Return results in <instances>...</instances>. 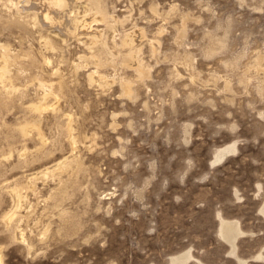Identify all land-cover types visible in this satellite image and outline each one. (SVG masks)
Wrapping results in <instances>:
<instances>
[{
	"label": "rangeland",
	"instance_id": "1",
	"mask_svg": "<svg viewBox=\"0 0 264 264\" xmlns=\"http://www.w3.org/2000/svg\"><path fill=\"white\" fill-rule=\"evenodd\" d=\"M67 1L0 0V264H264V0Z\"/></svg>",
	"mask_w": 264,
	"mask_h": 264
},
{
	"label": "bare ground",
	"instance_id": "2",
	"mask_svg": "<svg viewBox=\"0 0 264 264\" xmlns=\"http://www.w3.org/2000/svg\"><path fill=\"white\" fill-rule=\"evenodd\" d=\"M42 5L43 7H45L42 12H43V19H44V24H52V25H55L54 23H59L60 20L63 18L60 17V20L58 18V14L60 13V16L61 15V12L68 8V6L70 5L68 3L67 0H43L42 2ZM70 7V6H69ZM68 10V9H67ZM69 14V13H68ZM104 15V14H102ZM64 16V15H63ZM104 18V17H102ZM64 20V19H63ZM62 20V21H63ZM62 21L60 23H62ZM42 23V22H41ZM59 25V24H58ZM57 25V26H58ZM63 25H64V22H63ZM71 25V24H70ZM48 26V25H47ZM56 26V25H55ZM49 27H52V26H49ZM63 26H58V28H60ZM65 27V26H64ZM76 27V26H75ZM66 29V28H65ZM74 34V33H73ZM134 38V37H133ZM127 42V41H126ZM126 44V43H125ZM5 48V47H4ZM137 55V54H136ZM2 72V71H1ZM8 73V72H7ZM5 73L3 72L2 75H4ZM226 232V231H225Z\"/></svg>",
	"mask_w": 264,
	"mask_h": 264
}]
</instances>
